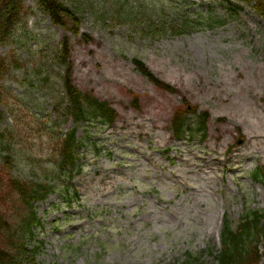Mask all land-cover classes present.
<instances>
[{
  "label": "rangeland",
  "instance_id": "1",
  "mask_svg": "<svg viewBox=\"0 0 264 264\" xmlns=\"http://www.w3.org/2000/svg\"><path fill=\"white\" fill-rule=\"evenodd\" d=\"M61 1L78 12L77 34L25 0V19L0 46V55L25 62L1 82L2 123L17 133L18 149L3 171L24 179L49 172L52 130L75 128L87 144L82 170L63 179L75 194L65 200L55 191L35 204L37 263L182 264L191 253L193 264H217L222 217L234 228L246 209L264 214V184L251 178L264 171V20L243 0ZM116 5L135 14L134 26L108 18ZM144 16L175 33L151 25L144 36L135 27ZM133 57L171 90L136 70ZM65 68L76 88L116 110L110 126L62 114ZM184 106L203 113L204 124L177 139L171 121ZM257 250L264 264L262 239Z\"/></svg>",
  "mask_w": 264,
  "mask_h": 264
},
{
  "label": "trees",
  "instance_id": "2",
  "mask_svg": "<svg viewBox=\"0 0 264 264\" xmlns=\"http://www.w3.org/2000/svg\"><path fill=\"white\" fill-rule=\"evenodd\" d=\"M32 1L40 12L49 16L53 24L64 27L73 34L78 33L80 17L74 6L61 0ZM243 1L252 3L253 8L264 19V0ZM118 6L114 7V14L108 15V18L114 16L118 23L127 20L130 21L128 24L132 23L134 26L135 14L125 12L127 10L123 6ZM27 12L25 0H0V46L13 41L17 27L25 19ZM146 17L144 16L135 26L138 27L137 31L144 36L153 35L151 25L157 26V34L159 29L163 32L175 29L172 26L168 27L167 23L159 17L153 20ZM208 21L221 22L212 19ZM181 32L180 28L178 33ZM59 48L58 59L63 63L67 56V43L62 42ZM132 61L135 68L155 85L170 90V86L159 81L139 58L134 57ZM23 67H25V62L16 55H0V107L4 106L2 80L12 68ZM69 75V68H65L60 76L62 90L59 91L57 98L62 114L70 116L75 123H83L86 126L112 124L117 116L116 111L106 101L76 88ZM187 114L194 115L195 112L193 109L178 108L174 114L172 127L177 138L196 132V129H193L194 123L191 125ZM197 117L198 131L202 128L204 119L200 115ZM2 119L3 113L0 111V163H2V167L0 166V264H38L36 256L43 242L36 234L37 229L42 226L35 203L44 200L54 191H59L66 198L70 197L72 193L66 185H63L62 180L63 178L69 180L74 173L81 171L80 160L83 154L80 149L87 144L86 141L76 136L75 128L63 132L50 131L53 136H57L53 143L54 159L51 169L36 179L33 177L32 179L20 178L3 171L5 166L11 170L13 161H16L18 149L17 143H14L17 133L13 132V128L4 126ZM251 176L257 181L264 182V172L260 168L254 170ZM261 239L264 241V214L262 212L246 209L240 215L234 228L230 221L224 219L221 229V248L215 256L217 264H258L260 256L257 242ZM196 260L195 255L187 253L182 264H193Z\"/></svg>",
  "mask_w": 264,
  "mask_h": 264
}]
</instances>
